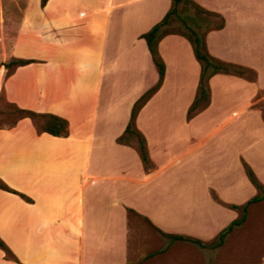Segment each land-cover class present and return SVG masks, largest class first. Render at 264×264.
I'll use <instances>...</instances> for the list:
<instances>
[{
  "label": "crops",
  "instance_id": "0c3cea01",
  "mask_svg": "<svg viewBox=\"0 0 264 264\" xmlns=\"http://www.w3.org/2000/svg\"><path fill=\"white\" fill-rule=\"evenodd\" d=\"M193 1L222 20L201 34L209 53L255 77L213 74L209 100L189 116L201 63L184 33L163 35L164 79L135 120L151 168L119 138L159 80L143 34L173 0L0 8V179L10 188L0 186V264H131L133 211L211 240L236 218L213 193L239 205L255 195L242 189L253 184L246 165L264 184V0ZM13 59L28 61L9 68ZM11 108L64 118L66 133L27 114L6 120Z\"/></svg>",
  "mask_w": 264,
  "mask_h": 264
},
{
  "label": "rangeland",
  "instance_id": "374dc122",
  "mask_svg": "<svg viewBox=\"0 0 264 264\" xmlns=\"http://www.w3.org/2000/svg\"><path fill=\"white\" fill-rule=\"evenodd\" d=\"M33 1L0 0V8L2 6L33 3ZM39 1L42 2V0ZM220 21L217 15L199 11L191 4H182L178 13L172 16L170 22L162 28L161 32L188 34L190 26L200 27L198 31L203 34L204 30L217 26ZM246 77L253 78L250 73ZM258 105L264 112V102H259ZM7 111L11 117L6 118V120L22 115L14 111L13 108ZM4 120L5 117L0 116V123ZM35 120L38 122V119ZM126 141L138 145V137L135 135L127 137ZM242 189L246 193L245 195H249L252 189H255L257 193L259 192L254 184H250V187L248 185L242 186ZM213 197L216 201L233 210L235 209L236 218L242 214L241 208H233L232 203L224 202L215 192ZM214 222L216 225L219 220ZM231 222H228L225 227ZM130 228L131 264H264V200L249 206L246 221L242 225L236 226L228 234L223 245L219 247L201 246L196 242L174 239L161 231L146 217L136 213L130 216ZM217 235L211 240L203 241L211 242Z\"/></svg>",
  "mask_w": 264,
  "mask_h": 264
},
{
  "label": "trees",
  "instance_id": "16d2710c",
  "mask_svg": "<svg viewBox=\"0 0 264 264\" xmlns=\"http://www.w3.org/2000/svg\"><path fill=\"white\" fill-rule=\"evenodd\" d=\"M47 0H42V5H45ZM182 4H191L194 7H196L197 10L202 11L204 13H210L214 14L208 10H205L201 6H199L197 3H195L193 0H173V6L172 8L166 13V15L163 17L161 21H159L157 24H155L148 32L143 34V37L147 40L150 52L152 54L153 60L157 66V69L159 71V80L158 82L151 87L148 91H146L134 104L133 110H132V116L131 120L127 126V129L125 133L120 136L119 140L120 141H126V138L132 135H135L138 137V145L137 149L140 153V156L143 160V163L145 164V167L151 168L153 166L152 161L150 159L148 149H147V144L144 136L142 133L137 129L135 120L138 115L139 110L141 107L144 105V103L148 100V98L161 86L162 81L164 79L165 75V70H166V64L165 61L163 60L159 49H158V41L159 39L168 33H162V28L167 25L172 16L174 14H177L179 11V7ZM216 15V14H214ZM221 18V17H220ZM222 21V20H221ZM216 26L220 27L222 25V22ZM185 34V33H184ZM191 43L193 44L194 47V52L201 63L202 67V72H201V78H200V86H199V94L197 95L195 101L189 108L188 114L189 116H192L200 107L205 105L207 101L209 100V78L218 72H227V73H233V74H238L241 76H246L247 74H252L253 78L255 76V71L251 68L238 65L235 63L223 61L221 59H218L214 56H212L208 49H207V44L205 41L204 36L200 34V32L197 30V28L190 27L189 26V33L185 34ZM28 60H23V59H13L7 63V66L9 68H13L16 65L26 63ZM1 63V62H0ZM250 78V77H249ZM14 111L19 112L20 114H27L30 115L31 117L38 119V124L39 126L46 131H49L53 134H62L66 133L67 125L68 122L66 119L61 118L56 115L52 114H41V113H36L30 110H24L20 108H13ZM246 170L249 178L253 182V184L257 187L258 193L254 195L252 198H250L248 201H246L244 204L237 205V204H232L231 206L233 208H241L242 209V214L234 219L227 227H225L218 235L217 237L212 240L211 242H204L203 240L199 238H194L192 236H186L182 234H174V233H167L166 234L170 235L172 238L177 239V240H182V241H191V242H196L199 243L201 246H210V247H219L223 245V243L226 240V237L228 234L238 225H242L248 215V209L249 206L252 203L260 202L264 200V184H262L257 176L255 175V172L253 169L249 166L246 165ZM0 186L6 189H10L4 182L3 180L0 179ZM133 211V210H131ZM135 213V211H133ZM161 230V229H160ZM162 231V230H161ZM164 232V231H163ZM0 246L7 249L6 244L4 241L0 238Z\"/></svg>",
  "mask_w": 264,
  "mask_h": 264
}]
</instances>
